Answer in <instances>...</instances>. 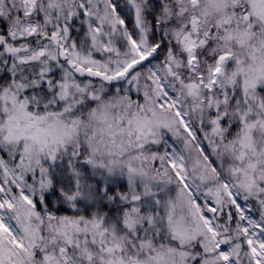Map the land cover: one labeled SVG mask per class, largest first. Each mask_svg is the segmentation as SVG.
Segmentation results:
<instances>
[{
	"label": "snow or ice",
	"instance_id": "6c2138e0",
	"mask_svg": "<svg viewBox=\"0 0 264 264\" xmlns=\"http://www.w3.org/2000/svg\"><path fill=\"white\" fill-rule=\"evenodd\" d=\"M0 264H264V0H0Z\"/></svg>",
	"mask_w": 264,
	"mask_h": 264
}]
</instances>
